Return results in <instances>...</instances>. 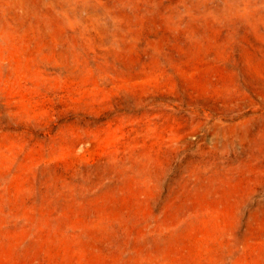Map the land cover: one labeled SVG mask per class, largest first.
I'll list each match as a JSON object with an SVG mask.
<instances>
[{"label": "rangeland", "instance_id": "374dc122", "mask_svg": "<svg viewBox=\"0 0 264 264\" xmlns=\"http://www.w3.org/2000/svg\"><path fill=\"white\" fill-rule=\"evenodd\" d=\"M0 264H264V0H0Z\"/></svg>", "mask_w": 264, "mask_h": 264}]
</instances>
